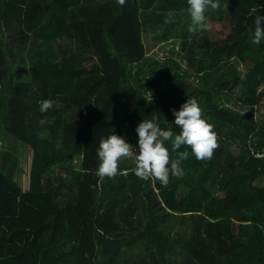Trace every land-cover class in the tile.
Masks as SVG:
<instances>
[{
	"label": "trees",
	"instance_id": "1",
	"mask_svg": "<svg viewBox=\"0 0 264 264\" xmlns=\"http://www.w3.org/2000/svg\"><path fill=\"white\" fill-rule=\"evenodd\" d=\"M219 4L191 34L187 0H0V264H264V0ZM145 35L176 53L148 55ZM192 97L217 134L210 159L166 144L184 169L167 186L124 158L97 175L101 137L134 146L153 118L178 133L171 110ZM43 99L59 107L41 114Z\"/></svg>",
	"mask_w": 264,
	"mask_h": 264
},
{
	"label": "clouds",
	"instance_id": "2",
	"mask_svg": "<svg viewBox=\"0 0 264 264\" xmlns=\"http://www.w3.org/2000/svg\"><path fill=\"white\" fill-rule=\"evenodd\" d=\"M120 3L123 4L124 0H120ZM219 7V0H187L186 11L190 18L189 33L197 34L208 30L211 26V18L206 13ZM174 15L173 12H169L165 22H171ZM262 23H264V16L255 14L252 20L254 31L251 38V43L254 45L264 42ZM54 107H59L58 101L43 99L39 101L38 111L44 114ZM171 114L174 121L169 125L178 128V133L171 128H162L158 118H153L141 120L136 126L138 140L135 147L127 143L124 137L113 132L106 137H101L97 148L99 161L97 175L114 177L118 173L120 160L134 156L136 166L132 171L135 176L144 180L154 177L161 185L167 186L170 176L182 177L184 169L181 166V159L170 158L166 144L171 146L172 151L186 146L197 160L210 159L218 147L217 134L213 131V126L204 118L199 101L195 97L187 98L186 102L180 105L179 110L172 109ZM48 122L47 118H44L39 121V124L43 126ZM188 155L189 152L186 150L183 156Z\"/></svg>",
	"mask_w": 264,
	"mask_h": 264
},
{
	"label": "rangeland",
	"instance_id": "3",
	"mask_svg": "<svg viewBox=\"0 0 264 264\" xmlns=\"http://www.w3.org/2000/svg\"><path fill=\"white\" fill-rule=\"evenodd\" d=\"M144 42L146 45V50H147V54L150 56H154L157 59H159L160 61H164L166 59H168V57H172L174 55V53H176V48H177V43L176 42H165V43H158L155 42L151 35H145L144 36ZM175 47V49H174ZM177 60H180L178 57L176 58ZM184 65L185 62L181 61ZM232 64L235 65L236 68L239 69V75L240 78L244 77L245 73H246V68L244 65L239 64L236 61H232ZM17 72V71H16ZM19 74H24V72L19 71ZM235 98H233L232 95V102L237 104V101L234 100ZM258 110H261L260 108H256L255 109V113L257 116H261L262 119H264V116H262V114L260 115ZM8 142V141H7ZM15 143L17 144V142L13 141L11 139V141H9L8 143ZM137 141L135 142L134 147L136 146ZM18 149V156L20 158L21 161V168H20V174L18 175L19 181L21 186L23 187V189L27 190L28 186H29V181H30V171H31V165H32V153L29 149H25L23 146H20V144L18 143V146H14L13 151ZM125 160H127L129 163L131 164H136V160L135 157H126L124 158ZM264 184V183H261Z\"/></svg>",
	"mask_w": 264,
	"mask_h": 264
},
{
	"label": "water",
	"instance_id": "4",
	"mask_svg": "<svg viewBox=\"0 0 264 264\" xmlns=\"http://www.w3.org/2000/svg\"><path fill=\"white\" fill-rule=\"evenodd\" d=\"M263 26H264V24H263Z\"/></svg>",
	"mask_w": 264,
	"mask_h": 264
}]
</instances>
